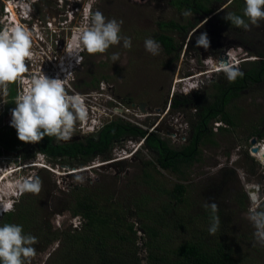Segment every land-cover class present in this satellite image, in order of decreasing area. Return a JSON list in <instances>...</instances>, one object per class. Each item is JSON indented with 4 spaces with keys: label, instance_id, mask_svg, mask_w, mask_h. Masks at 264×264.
Instances as JSON below:
<instances>
[{
    "label": "rangeland",
    "instance_id": "rangeland-1",
    "mask_svg": "<svg viewBox=\"0 0 264 264\" xmlns=\"http://www.w3.org/2000/svg\"><path fill=\"white\" fill-rule=\"evenodd\" d=\"M172 1L95 0L92 3L91 0H70L63 4L59 0L58 4L52 3L50 9L47 6L40 11L41 15L55 12L58 16L54 25L47 23V29L42 30L46 33L40 38L41 41L38 37H31L32 51L39 45V49L47 51L51 58L44 63L36 53V59L29 64L32 66V76L45 71L50 75L60 65V79L70 83L66 87L69 94L78 93L84 99L91 98L86 108L87 119L83 122L77 120L76 130L71 137L83 140L86 136H94L109 120L117 118L156 133L174 148L185 143L192 131L190 122L194 121L198 111L191 104L199 103L200 100L210 101L215 91L213 81L220 77L224 79L228 70L213 71L222 64L219 62L221 47L205 49L196 46L192 49L186 46L194 28L189 21L198 28H206L207 33L215 31L216 25H210L209 20L200 27L201 18L198 14L185 8L180 10L171 4ZM226 1L212 0L214 10ZM230 1L223 10L217 11L213 21L217 25L220 21V34L229 37L225 41H230L228 45L233 46L234 50L228 51L229 59L232 63V59L236 60L237 68L234 69L240 70V67L248 68L251 63L259 62L256 58L264 57V20H260L257 26L251 24L247 17H242L249 25L248 29L226 22V17L230 13L235 14L237 10L236 3ZM96 11L102 12L108 19L123 20L121 36L130 38V48H125L121 40L120 44L111 46L104 54L68 52L67 42L72 32L81 26L86 14ZM185 12H191V15H184ZM169 20L188 25L184 38L178 31L174 32L176 39L183 42L179 55L176 57L175 54L166 53L159 43L158 54L153 55L145 49L144 42L148 38L156 41L161 33L159 23ZM16 23L19 24L11 15V18L0 23L1 29L10 28ZM58 26L59 32L63 31L61 36L65 37L63 44L60 33L59 36L51 33L58 30ZM201 33L204 31L199 35ZM221 35L213 36L215 43L225 42ZM114 54H118V59H112ZM73 62L75 64L72 65ZM20 84L23 81L19 83L18 79V86L14 87L16 93L19 90L18 95L22 89ZM10 88L9 83L7 93ZM173 94L178 98V95L192 97L188 105L172 110L169 103ZM116 102L123 107L122 112L116 111L121 108ZM141 103L144 104V113L139 108ZM98 106L103 110L102 113L97 114ZM10 108L8 114L11 113ZM228 108L235 119V128L220 131L216 129V120L213 121L212 141L200 146L199 160L194 161L183 173H172L145 165L147 161H154L155 154L143 148L141 139L124 140L116 144L108 159L97 156L93 162L82 166L75 163L74 167L58 162L50 164L46 158H37L34 149H21L16 154L20 158L17 163L2 164L1 160L6 159L0 158V186L7 190L4 198L11 201L13 210L25 198H37L38 206L42 208L47 221L59 229L72 225L71 214L63 211L69 204L68 193L74 186L89 187L103 196L111 195L112 202L119 200L122 206L132 212H135L134 203L143 196L145 198L140 200L146 201L147 208H158L167 220L157 224L165 235L160 234L156 238L159 253L169 255L178 244L201 238L209 245L222 241L238 264H264V238L261 237V233H264V180L261 176L264 164L257 155L258 151L257 156L250 152L253 139L255 146L258 143L264 146L257 135L250 136L255 127L264 131V82L249 86L239 97L228 103ZM94 111H97L96 114ZM111 111L118 114L110 117ZM40 160L47 162L51 168L22 169L23 165ZM106 163L111 164L101 166ZM27 175L30 178L33 175L39 176L42 181L39 193L15 192L14 181L27 178ZM176 183L183 184L186 189L185 203L169 213V208L167 212L162 207L169 201L166 191L172 190ZM254 187L256 190L252 191ZM254 193L256 199L252 197ZM141 201L138 203L139 212L144 208ZM212 204L216 205L215 212L211 208ZM145 210L142 209L141 214ZM133 214L135 218L129 219V222L137 229L136 244L140 258L142 264H147L149 251L145 244L153 242L139 229L140 224L146 223V220H140L137 214ZM215 218H218L219 223L216 231L210 233ZM154 222L151 220L150 225L154 226ZM58 249L59 245L55 244L47 252L31 256V264H47Z\"/></svg>",
    "mask_w": 264,
    "mask_h": 264
},
{
    "label": "trees",
    "instance_id": "trees-1",
    "mask_svg": "<svg viewBox=\"0 0 264 264\" xmlns=\"http://www.w3.org/2000/svg\"><path fill=\"white\" fill-rule=\"evenodd\" d=\"M233 1L237 8L235 15L244 17L245 0ZM171 4L180 10L185 8L194 14L213 11L212 0H173ZM226 22L231 21L226 19ZM189 24L195 26L191 21ZM187 26L176 20L161 21L159 23L161 33L156 40L157 43L166 53L175 54L177 57L183 42L176 39L174 32L178 31L184 38L188 31ZM238 71L242 75H237L235 80L230 81L228 76H224V79L220 77L213 81L215 91L210 101L200 100L199 103L191 104L198 111L194 121L190 122L192 131L189 137L179 147H172L167 140L156 133L148 132L142 127L116 118L117 121L113 120L105 124L94 136H86L83 140L67 143L48 136L39 143H23L17 138L14 127L1 128L0 155L3 151L15 153L21 149H34L33 146H37L53 159L54 163L74 167L75 163L82 166L93 162L97 156L108 159L116 144L124 140L141 139L144 143L143 148L155 154L154 161H147L145 165L159 167L172 173H183V170L194 161L199 160L200 146L207 141H212L211 137L214 134L212 121L216 120L218 123L216 129L220 131L235 128V119L228 108V103L239 97L249 86L264 82L263 60L251 63L248 68L240 67ZM178 96L179 98L173 94L170 98L169 104L172 110L188 105L192 97L191 95ZM255 135L264 140V131L258 127L250 133V136ZM246 158H248L247 155ZM185 191L183 184L176 183L172 190L166 191L169 201L162 209L168 212L169 208L171 213L175 208L180 207L179 205L185 203ZM68 194H70L69 204L63 212L71 214L72 225L74 219L80 218L81 225L78 228L72 225L66 228H54L45 218L42 208L38 206V199L32 196L25 198V201L15 210L5 213L0 226L5 223L22 225L25 234H31L37 239L33 245L35 255L47 252L58 244L59 249L53 253L47 264H142L141 254L136 244L137 229L133 223L129 222V219L135 218L133 214L135 213L140 220H146V223L140 224L139 229L153 242V244L149 242L145 244L149 251L147 264H238L222 241L209 245L201 238L178 244L169 255L159 253L157 249L160 250V248L155 241L158 235H165L161 233L157 224L167 220L158 208L154 210L147 208L146 201L140 200L145 198L143 196L134 203L135 212H132L122 206L119 200L112 202L111 195L103 196L99 191L90 190L89 187L74 186ZM139 201L144 207L142 209H146L143 214H141L142 209L140 212L138 209ZM151 220L155 221L154 226L150 225ZM31 263L30 257L24 258V264Z\"/></svg>",
    "mask_w": 264,
    "mask_h": 264
},
{
    "label": "clouds",
    "instance_id": "clouds-1",
    "mask_svg": "<svg viewBox=\"0 0 264 264\" xmlns=\"http://www.w3.org/2000/svg\"><path fill=\"white\" fill-rule=\"evenodd\" d=\"M91 2L94 3L95 0H91ZM88 7L91 8V3ZM184 15H191V12H185ZM243 15L248 18L251 24L258 26V22L264 20V0H245ZM226 19L230 20L236 27H243L244 29L249 27L239 15L230 13ZM122 24L123 20L108 19L100 11L86 14L81 26L73 31L67 42L68 52L78 54L80 51H86L89 55L104 54L111 46L120 44L121 40H123L125 48H130V38L121 36ZM31 37L32 34L26 26L18 23L0 31V98L8 96L7 84L15 81L17 84L18 79L23 81V84H20L21 93L14 101L16 102L15 107L8 114L7 121L2 128L14 127L17 138L23 143H39L45 136L67 140L76 130L77 120L83 122L87 119L86 108L89 106L88 103L91 98L84 99L78 93L69 94L66 87H69L70 83L67 84L64 79L49 78L42 73L32 76L31 79L27 76L23 78V74L28 71L25 61H34L36 53L41 60L44 59V63L46 62L45 54L40 53L37 48L32 51ZM209 43L206 33H201L196 39L197 47L207 49ZM144 44L147 51L153 55L158 54L160 45L154 39L148 38ZM112 59H118V54H114ZM222 66L225 65H221L213 71L222 70ZM237 75H242V73L235 69L227 71L230 81L235 80ZM195 86L192 85V87ZM93 99L96 100L97 98L94 97ZM3 103L5 102H0V105ZM97 109L99 112L94 111V113L103 112L99 106ZM93 120L96 119L93 118ZM17 153L7 155L6 151H3L0 158L3 157L6 160H1V163H17L20 159L16 155ZM36 155L37 158L39 156L41 159L45 158L42 152H35ZM47 161L49 160L47 159ZM54 162L49 161L50 164ZM37 168L51 167L47 162L41 160L22 166V169L29 170H36ZM14 187L16 188L15 192L19 194L20 192L39 193L42 181L38 176L33 175L30 178L27 175V178L14 181ZM6 194L7 190L0 186V217L3 213L13 211L11 201L4 198ZM211 208L214 212L216 211L215 204H212ZM76 219L73 220V225H75ZM218 223V218H215V223L209 229L210 233L216 231ZM261 237L264 238V233H261ZM36 242L35 236L24 233L22 225L3 224L0 226V264H24V258L35 255L33 245Z\"/></svg>",
    "mask_w": 264,
    "mask_h": 264
},
{
    "label": "flooded vegetation",
    "instance_id": "flooded-vegetation-1",
    "mask_svg": "<svg viewBox=\"0 0 264 264\" xmlns=\"http://www.w3.org/2000/svg\"><path fill=\"white\" fill-rule=\"evenodd\" d=\"M13 1V2H12ZM63 4H65V3H67L68 1H70V0H60ZM218 1V0H217ZM16 2V3H15ZM58 2H59V0H0V23L1 22H5L6 20H8L9 18H11V15H12V19L14 20V18H13V12L15 13V16L17 17V19L19 20L18 22H19V24L20 25H23V26H26V28L31 32V34H32V37H38V39H39V41H41L40 40V38H42V35L43 34H45L46 32L45 31H42V30H45V29H47V23H52L53 25L55 24L54 22H55V20L57 19L56 17L58 16V15H55V12L53 13V12H50V13H47V14H45V15H41V13H40V11L41 10H43L44 9V7H47V6H49V9H50V5L52 4V3H54V4H58ZM227 2H229L228 0L224 3V4H222V5H220V7L221 6H224L222 9H220L219 10V12L221 11V10H223L226 6H227ZM232 2V0L230 1V3ZM15 3V4H14ZM11 6H13L14 7V9L12 8L11 9ZM13 10V11H12ZM213 11L211 12V13H205V14H198L199 16H200V20H201V24H200V27L203 25V23H205V22H207V21H209V20H211V22H210V25H216V29H215V31H211L210 33H207L206 32V28H204L203 27V29H201V28H198V27H196V26H194V28H193V30H192V33H191V35L192 36H190L189 37V39H188V42H187V44H186V46L188 47V46H191L190 48H192L193 49V47H196V39H197V37L199 36V33L201 32V31H204V33H206L207 34V37H208V39H209V47L211 48L212 47V49L213 48H217V47H221L222 49H221V51H220V54H219V62H220V64L222 63V64H224V65H227L228 63H231V61H230V59H229V55H228V51H230L231 49H232V51H234L233 50V46H229L228 44L230 43V41H225V40H227V39H229V37H226V36H223V35H221L220 34V29H218V26H219V23H220V21H219V23H218V25L217 24H215L214 23V21H213V19L215 18V16H216V14H217V9H215L214 10V8L212 9ZM5 18V19H4ZM56 18V19H55ZM67 21V20H66ZM17 22V21H16ZM44 22V23H43ZM12 23H14V22H12ZM43 23V24H42ZM43 27H42V26ZM57 29L58 30H53V31H51V33L52 34H54V35H56V36H59V33H60V37H62V42H61V44H63L64 42H65V40H64V36H61V34H62V32L63 31H61V32H59V26L57 27ZM195 29V30H194ZM0 31H2V29H1V25H0ZM73 33V32H72ZM217 35V37L219 36V35H221V38H222V41H225V42H222V43H215L214 42V37L213 36H216ZM211 36V37H210ZM235 43V42H234ZM194 44V45H193ZM182 46H183V44H182ZM40 47H39V45L37 46V50L38 51H40V53H41V49H39ZM213 52H214V50H213ZM57 53H59V48L57 49ZM223 53L226 55V60H227V62L226 63H224V60L221 58L222 56H223ZM49 55V54H48ZM45 57H46V54H45ZM44 60V59H43ZM264 61V59L263 58H260L259 59V61ZM232 61H233V64H234V62H237L236 60H234V59H232ZM32 62V61H31ZM47 63V62H46ZM74 63V62H73ZM72 63V64H73ZM208 63H209V61L206 63L207 65H208ZM25 64H26V66H27V68H28V71L25 73V74H23V78L25 77V76H27L28 78H30L31 79V77H32V66L31 65H29L30 64V61H28V60H26L25 61ZM75 64V63H74ZM205 64V65H206ZM221 64V65H222ZM206 65V66H207ZM77 68H78V65H77ZM235 67H234V65H232V69H234ZM236 70V69H235ZM239 70V69H238ZM221 71H226V69L225 68H222V70ZM38 74H39V72H38ZM42 74H46V76L47 77H49V78H58V79H60V65H58V67L55 69V71L54 72H52L50 75H47V71H45L44 73H42ZM21 79H19V81H20ZM16 82V81H15ZM15 82H12L11 84H10V86H11V88H10V90H9V94H8V96H5L6 98H2L1 99V103L2 102H5V103H3V104H1L0 105V129L3 127V125L6 123V121H7V118H8V111H9V108H10V106H11V108H10V110H12L14 107H15V104H16V102H14L15 100H16V98H17V96H18V93H19V90H18V92L16 93L15 91H14V87H17L18 85L15 83ZM17 85V86H16ZM19 88V87H18ZM16 93V94H15ZM185 96V95H184ZM9 100H10V102H9ZM142 104V103H141ZM140 104V105H141ZM116 105H118V107H121V105H120V103L119 102H116ZM1 106H2V109H1ZM140 108V107H139ZM117 110V112H122V110H123V107H121V108H118V109H116ZM196 110V109H195ZM141 111V110H140ZM117 112H110L111 114H110V117H114V115H116V114H118ZM126 112V111H125ZM111 121H113V120H109V122H111ZM115 121H117V120H115ZM108 122V123H109ZM126 122H129V123H131L130 121H126ZM108 123H106V124H108ZM132 124V123H131ZM132 125H134V124H132ZM135 126H138V125H135ZM140 127V126H139ZM57 139V138H56ZM73 139H75V138H73V137H70L69 138V141H71V140H73ZM61 140V139H60ZM262 141H264V140H262ZM57 142V141H56ZM53 144H56V143H53ZM252 145V144H251ZM36 146V145H35ZM34 151H36V152H42V149H39V148H37V146H36V148H34ZM18 153L20 152V151H17ZM7 153V155H12V154H10L9 152H6ZM43 153V152H42ZM15 154V153H14ZM43 155L45 156V158L46 159H48L49 161H53V159H51L50 157H48L45 153H43ZM51 159V160H50ZM254 159V158H253ZM257 160V159H256ZM258 161V160H257ZM261 176H262V178H263V180H264V173H262L261 174ZM256 189H255V187L254 188H252V191H255ZM262 193H264V188H263V190H262ZM254 195V199H256V194L254 193L253 194Z\"/></svg>",
    "mask_w": 264,
    "mask_h": 264
},
{
    "label": "water",
    "instance_id": "water-1",
    "mask_svg": "<svg viewBox=\"0 0 264 264\" xmlns=\"http://www.w3.org/2000/svg\"><path fill=\"white\" fill-rule=\"evenodd\" d=\"M228 1H230V0H228ZM224 6H221V7H219V8H217V10H220V9H222ZM223 60H224V63H226L227 62V60H226V55L223 53V56L221 57ZM256 60H259V58H256ZM140 110H141V112H145V110H144V104L142 103L141 105H140ZM78 139H73V140H71V141H69V139H67V140H63V139H61V142L62 143H67V142H73V141H77ZM142 142H143V140H142ZM141 142V143H142ZM254 143H255V140L253 139L252 141H251V144L252 145H254ZM258 151V147L256 146V147H253V148H251L250 149V152L251 153H256ZM108 164H111V163H107V164H103V165H101V166H104V165H108Z\"/></svg>",
    "mask_w": 264,
    "mask_h": 264
},
{
    "label": "built area",
    "instance_id": "built-area-1",
    "mask_svg": "<svg viewBox=\"0 0 264 264\" xmlns=\"http://www.w3.org/2000/svg\"><path fill=\"white\" fill-rule=\"evenodd\" d=\"M41 53H43V54H46V61L48 60V59H51L49 56L50 55H48V52L47 51H41ZM238 62H234V64L231 62V63H228L227 65H225V66H223V67H225V69L226 70H230V69H232V65H234V67H236L237 68V66H236V64H237ZM263 144H264V141L262 142ZM258 145H260V143H258L256 146H258ZM255 145H251V148H253V147H256ZM252 157L254 158V156L252 155ZM254 159H256V158H254ZM76 221V224H75V228H78L80 225H81V222H80V219H76L75 220Z\"/></svg>",
    "mask_w": 264,
    "mask_h": 264
},
{
    "label": "bare ground",
    "instance_id": "bare-ground-1",
    "mask_svg": "<svg viewBox=\"0 0 264 264\" xmlns=\"http://www.w3.org/2000/svg\"><path fill=\"white\" fill-rule=\"evenodd\" d=\"M11 9H12V7H11ZM12 11H13V10H12ZM12 14H13V18H14V20L18 22V19H17V17L15 16V13L13 12ZM71 54H72V53H71ZM71 57H72V56H71ZM72 61H73V60H72ZM65 63H67V62H65ZM62 64H63V63H62ZM71 64H72V63H71ZM73 64H74V63H73ZM73 64H72V65H73ZM256 154H257V153H254V156H256ZM257 155H258L259 159L261 158L260 160H262L263 162H262V161H261V162L264 164V146L259 145V148H258V154H257ZM252 197H253V199H254V195H252Z\"/></svg>",
    "mask_w": 264,
    "mask_h": 264
}]
</instances>
